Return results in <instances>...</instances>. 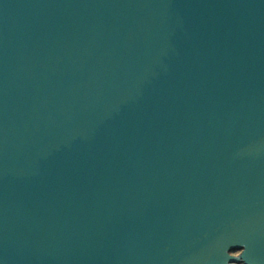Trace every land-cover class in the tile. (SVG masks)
<instances>
[{
	"label": "water",
	"instance_id": "obj_1",
	"mask_svg": "<svg viewBox=\"0 0 264 264\" xmlns=\"http://www.w3.org/2000/svg\"><path fill=\"white\" fill-rule=\"evenodd\" d=\"M0 264H264V0H0Z\"/></svg>",
	"mask_w": 264,
	"mask_h": 264
}]
</instances>
